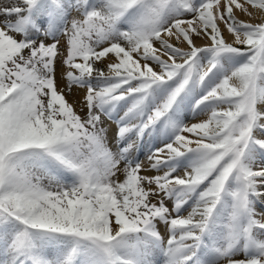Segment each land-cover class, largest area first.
Instances as JSON below:
<instances>
[{
	"label": "snow or ice",
	"instance_id": "snow-or-ice-1",
	"mask_svg": "<svg viewBox=\"0 0 264 264\" xmlns=\"http://www.w3.org/2000/svg\"><path fill=\"white\" fill-rule=\"evenodd\" d=\"M0 264H264V0L0 4Z\"/></svg>",
	"mask_w": 264,
	"mask_h": 264
},
{
	"label": "bare ground",
	"instance_id": "bare-ground-1",
	"mask_svg": "<svg viewBox=\"0 0 264 264\" xmlns=\"http://www.w3.org/2000/svg\"><path fill=\"white\" fill-rule=\"evenodd\" d=\"M2 1V0H1ZM4 1V0H3ZM6 2V1H5ZM197 43H202V41H197ZM69 99H73V97H69ZM141 160H144V156H141ZM161 231H163V228L161 227Z\"/></svg>",
	"mask_w": 264,
	"mask_h": 264
},
{
	"label": "rangeland",
	"instance_id": "rangeland-1",
	"mask_svg": "<svg viewBox=\"0 0 264 264\" xmlns=\"http://www.w3.org/2000/svg\"><path fill=\"white\" fill-rule=\"evenodd\" d=\"M5 1H6V0H4V1H3V0H2V1L0 0V4L6 3ZM243 18H244V17H242V19H243ZM77 110H79V105H77ZM141 156H143V155H141ZM140 158H141V157H140ZM144 159H145V157H144Z\"/></svg>",
	"mask_w": 264,
	"mask_h": 264
}]
</instances>
